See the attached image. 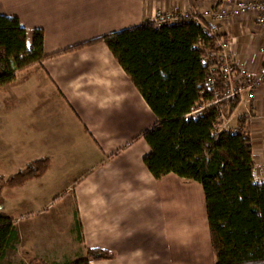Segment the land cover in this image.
<instances>
[{
    "label": "crops",
    "instance_id": "0c3cea01",
    "mask_svg": "<svg viewBox=\"0 0 264 264\" xmlns=\"http://www.w3.org/2000/svg\"><path fill=\"white\" fill-rule=\"evenodd\" d=\"M243 1L258 0H0V13L29 31V45L43 29L45 51H61L0 86V177L50 158L42 176L0 190V210L20 233L0 264L69 261L88 247L116 253L91 264H216L203 184L173 172L156 178L145 164L152 148L139 135L158 120L150 104L105 41L69 48L153 22L159 9L191 11L227 34L239 71L256 73L264 25L258 10L237 12ZM236 104L223 126L238 129L244 116L264 170V85Z\"/></svg>",
    "mask_w": 264,
    "mask_h": 264
},
{
    "label": "trees",
    "instance_id": "16d2710c",
    "mask_svg": "<svg viewBox=\"0 0 264 264\" xmlns=\"http://www.w3.org/2000/svg\"><path fill=\"white\" fill-rule=\"evenodd\" d=\"M200 18L184 17L161 26L145 21L69 49L105 41L135 82L158 117L139 135L152 148L145 164L156 178L173 172L203 184L216 264H264V179L256 175L246 119H238L237 130L223 126L222 115L229 118L236 112L238 95L219 99L224 75L210 85L208 54L219 39H229ZM29 35L18 16L0 13V86L61 52L45 51L43 29L32 32V45ZM49 167V157L32 161L0 177V190L21 186ZM19 242L16 220L0 210V262ZM115 256L109 248L88 247L85 255L69 261L43 255L32 257L29 264H91Z\"/></svg>",
    "mask_w": 264,
    "mask_h": 264
},
{
    "label": "built area",
    "instance_id": "2783aa9c",
    "mask_svg": "<svg viewBox=\"0 0 264 264\" xmlns=\"http://www.w3.org/2000/svg\"><path fill=\"white\" fill-rule=\"evenodd\" d=\"M252 10L260 12L258 16L259 22L264 25V0L243 1L239 4L237 12L241 13ZM216 16L218 19L224 21L227 17V8H222L221 11L216 13ZM184 17L198 22L201 21L200 17L194 15L191 11L171 12L159 9L153 22L161 26L167 22H176ZM262 51H264V48H262ZM208 60L211 63L212 72L210 85L214 87L218 80L221 79L220 75H224L226 79L224 88L218 91L222 96L219 99L243 94H246L249 98H255L257 89L264 85V65L256 73H248L245 70L239 71L233 59L231 43L227 39L221 38L217 41V47L209 52ZM200 112V109H198L195 111V114H199ZM225 120L226 117L222 115V121L224 122ZM256 175L262 178L264 170L262 168L256 169Z\"/></svg>",
    "mask_w": 264,
    "mask_h": 264
},
{
    "label": "bare ground",
    "instance_id": "6f19581e",
    "mask_svg": "<svg viewBox=\"0 0 264 264\" xmlns=\"http://www.w3.org/2000/svg\"><path fill=\"white\" fill-rule=\"evenodd\" d=\"M256 171V170H255Z\"/></svg>",
    "mask_w": 264,
    "mask_h": 264
}]
</instances>
